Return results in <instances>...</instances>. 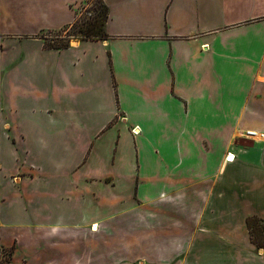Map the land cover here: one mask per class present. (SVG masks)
I'll return each mask as SVG.
<instances>
[{"label": "crops", "instance_id": "crops-1", "mask_svg": "<svg viewBox=\"0 0 264 264\" xmlns=\"http://www.w3.org/2000/svg\"><path fill=\"white\" fill-rule=\"evenodd\" d=\"M86 1L0 0L6 264H264V0Z\"/></svg>", "mask_w": 264, "mask_h": 264}, {"label": "trees", "instance_id": "trees-1", "mask_svg": "<svg viewBox=\"0 0 264 264\" xmlns=\"http://www.w3.org/2000/svg\"><path fill=\"white\" fill-rule=\"evenodd\" d=\"M108 15V8L103 0H98V10L96 14L89 20L76 18L74 22L62 29H73L74 33L68 34L65 38H61L56 44L46 43L47 47L63 48L68 45L70 39H105L108 35L105 32V22ZM80 19V20H79ZM40 36L44 39L42 34ZM248 228L251 233L252 242L258 248H264V223L258 217H249L247 220Z\"/></svg>", "mask_w": 264, "mask_h": 264}, {"label": "rangeland", "instance_id": "rangeland-1", "mask_svg": "<svg viewBox=\"0 0 264 264\" xmlns=\"http://www.w3.org/2000/svg\"><path fill=\"white\" fill-rule=\"evenodd\" d=\"M98 10V0H87L86 2H83L79 5L77 9L78 18H80V22L82 20H89L91 19ZM74 33L73 29H67L66 31H46L42 32V36L44 37V40L46 43H52L56 44L59 43L61 38H65L68 34ZM9 252L3 251L2 254H0V264H6V261L8 260Z\"/></svg>", "mask_w": 264, "mask_h": 264}, {"label": "built area", "instance_id": "built-area-1", "mask_svg": "<svg viewBox=\"0 0 264 264\" xmlns=\"http://www.w3.org/2000/svg\"><path fill=\"white\" fill-rule=\"evenodd\" d=\"M132 133H136V127H133L131 129ZM242 137L246 138V139H264V133L263 132H257L254 130H245L244 132H242ZM229 156L232 157V159L235 157V155L233 153L228 152L225 156V160L226 161H231L232 159H229Z\"/></svg>", "mask_w": 264, "mask_h": 264}, {"label": "bare ground", "instance_id": "bare-ground-1", "mask_svg": "<svg viewBox=\"0 0 264 264\" xmlns=\"http://www.w3.org/2000/svg\"><path fill=\"white\" fill-rule=\"evenodd\" d=\"M95 228H96V224H94V225L92 226V230H95Z\"/></svg>", "mask_w": 264, "mask_h": 264}, {"label": "snow or ice", "instance_id": "snow-or-ice-1", "mask_svg": "<svg viewBox=\"0 0 264 264\" xmlns=\"http://www.w3.org/2000/svg\"><path fill=\"white\" fill-rule=\"evenodd\" d=\"M229 159H232V157H231V156H229Z\"/></svg>", "mask_w": 264, "mask_h": 264}]
</instances>
